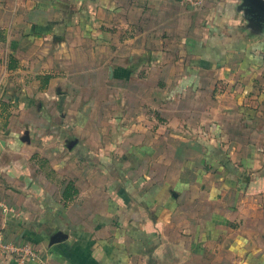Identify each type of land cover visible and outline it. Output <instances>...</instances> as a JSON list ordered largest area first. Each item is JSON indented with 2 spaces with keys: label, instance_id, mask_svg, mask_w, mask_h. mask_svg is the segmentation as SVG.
Segmentation results:
<instances>
[{
  "label": "crops",
  "instance_id": "1",
  "mask_svg": "<svg viewBox=\"0 0 264 264\" xmlns=\"http://www.w3.org/2000/svg\"><path fill=\"white\" fill-rule=\"evenodd\" d=\"M0 234L42 264H264V8L0 0Z\"/></svg>",
  "mask_w": 264,
  "mask_h": 264
},
{
  "label": "built area",
  "instance_id": "2",
  "mask_svg": "<svg viewBox=\"0 0 264 264\" xmlns=\"http://www.w3.org/2000/svg\"><path fill=\"white\" fill-rule=\"evenodd\" d=\"M193 7H198L201 0H183ZM0 264H42L37 251L28 244L8 242L0 234Z\"/></svg>",
  "mask_w": 264,
  "mask_h": 264
},
{
  "label": "water",
  "instance_id": "3",
  "mask_svg": "<svg viewBox=\"0 0 264 264\" xmlns=\"http://www.w3.org/2000/svg\"><path fill=\"white\" fill-rule=\"evenodd\" d=\"M253 2H256L257 4H259L261 7H263L264 8V2L263 1H261V0H252ZM62 240H64V237H53L52 238V240H51V242H53V243H57V242H60V241H62Z\"/></svg>",
  "mask_w": 264,
  "mask_h": 264
},
{
  "label": "trees",
  "instance_id": "4",
  "mask_svg": "<svg viewBox=\"0 0 264 264\" xmlns=\"http://www.w3.org/2000/svg\"><path fill=\"white\" fill-rule=\"evenodd\" d=\"M104 169L106 170V172H107V174L109 173V169L110 168H106V165H105V163H104ZM109 175V174H108Z\"/></svg>",
  "mask_w": 264,
  "mask_h": 264
}]
</instances>
